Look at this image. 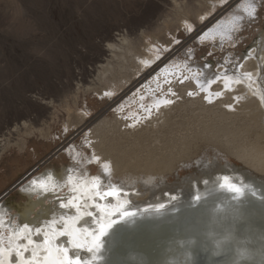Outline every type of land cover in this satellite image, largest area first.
I'll return each mask as SVG.
<instances>
[{
  "label": "bare ground",
  "instance_id": "bare-ground-1",
  "mask_svg": "<svg viewBox=\"0 0 264 264\" xmlns=\"http://www.w3.org/2000/svg\"><path fill=\"white\" fill-rule=\"evenodd\" d=\"M225 1L211 0L210 5L206 3L194 12L197 15H201L203 10L209 13L216 4ZM261 3L262 0H238L232 6L234 8L209 21H214L211 25L207 23L201 28L203 32L197 41L204 44L212 42L213 50L229 46L236 41L246 23L259 17ZM253 9L255 12L250 15ZM187 12L190 11L185 8L183 13L188 29L190 20L185 14ZM140 32L142 35L143 31ZM141 35L136 42L131 41L126 32L111 36L105 44L108 58H103L105 62L98 64L93 82L82 91L84 94L94 91L103 98L108 92L102 86L106 83V75L124 79L120 89L130 88L136 83H133V78L146 66L149 68L144 76H139L145 81L143 86L131 93L127 101L133 98L138 107L147 99L156 102L169 99L173 103L158 107L159 114H154L160 119L152 124L150 130L143 128L142 121L137 118L133 119L135 123H128L121 120L122 117L116 120L115 116L113 119L116 121L109 122L100 114L83 138L82 145L94 151L91 156L77 157L78 150L72 145L65 150L70 157L74 156L72 163L44 166L18 182L14 189L22 200L1 196L0 220L3 224L0 225V233L4 236L5 245L9 230L19 232L25 224L31 229V238L37 243L42 242L45 231L51 234V221H57V230L65 228L62 216H80L75 227L95 231L97 225L94 220L109 217L93 204L119 205L126 202L124 210L137 215L118 221L108 229L101 238L98 264H264V28L243 55L238 58L232 54L224 58V62L231 64L234 60L237 65V71L228 72L233 77L230 89H225L223 79L211 86L207 83L224 71L221 66L216 71L202 64L198 67L186 65L180 68L181 65H177L171 68L165 65L159 68L168 57L158 53L155 45L152 49ZM163 41L171 40L165 38ZM123 54L128 65L121 61ZM244 73H250L251 78L244 77ZM149 74L152 77L146 79ZM236 75L241 77L239 84L235 83ZM197 80L209 87L212 103L204 100L205 93L197 87ZM80 87L78 84V89ZM169 89L174 95L169 93ZM188 92L194 95L189 96ZM216 92L222 95L216 97ZM76 99L77 94L73 98L75 104ZM66 112L67 126L81 128L86 112L67 107ZM27 123L23 121L10 129L8 136L1 135L0 157L9 146L25 149V137H31L35 131L48 138L49 127L45 130V127H29ZM122 124L140 127L131 133L129 129L133 128H123ZM13 133L18 137L12 141ZM193 153L202 155L195 158L186 155L192 156ZM174 154L179 157L172 158ZM226 155L242 165H237ZM108 163L109 170L102 172ZM92 164L101 167L97 175L91 173L89 166ZM183 167L193 170L190 168L192 171L182 176L179 171ZM171 174L175 177L173 182L169 179ZM69 176L73 178L71 183ZM93 177L98 178L99 191L115 187L119 196L94 200L95 190H74L80 185L90 187ZM41 180L46 182L47 191L38 186ZM32 181H37V185ZM229 184L239 186L241 191L233 192ZM77 196L81 198L79 212L71 206L60 208V203L67 204ZM161 204L164 207L155 211ZM89 211L93 213L92 217L86 215ZM111 218L119 219V216ZM36 227L41 228L39 236L35 234ZM21 243L27 241L22 240ZM57 243L69 250L70 257L91 258L86 250L77 249L69 236L59 237ZM31 254L32 248L25 257L30 258ZM40 262L43 264L42 249ZM11 264H16L15 253Z\"/></svg>",
  "mask_w": 264,
  "mask_h": 264
},
{
  "label": "rangeland",
  "instance_id": "rangeland-1",
  "mask_svg": "<svg viewBox=\"0 0 264 264\" xmlns=\"http://www.w3.org/2000/svg\"><path fill=\"white\" fill-rule=\"evenodd\" d=\"M236 2L238 0H227L216 4L209 13L203 10L201 15H197L194 10L202 8L206 3L210 5L211 0H0V137L2 134L8 136L7 132L23 121L28 122L29 127H45V130L49 127L50 132L46 138L35 131L31 137H25V149L21 150L16 145L9 146L1 154L0 195L16 181L20 182L28 174L44 166L58 167L72 163L74 156L70 157L65 152L72 145L78 150L77 157L91 156L94 151L82 145L83 138L100 114L109 122L122 117L121 120L124 119L125 122L135 123L133 119L137 118L142 121L140 124L143 123L141 126L146 127L145 129L159 121L160 118L154 114L160 112L156 101L147 99L139 107L132 101L133 98L127 101L131 93L143 86L145 81L139 76L143 77L149 67H143L137 77L133 78V83H136L127 89V86L120 89L124 79L117 80L112 75H106V83L102 86L107 85L103 88L111 93L110 96L105 95L106 98H99L100 95L94 91L83 93L82 88L93 82L98 64L108 58L105 44L110 41L111 36L126 32L128 38L136 42L141 35L140 31H143L141 36L144 42L151 44L152 49L155 45L158 53L168 57L159 68L165 65L171 68L177 65H181L180 68L186 65L198 67L208 63L211 66L207 64V68L216 71L221 65L230 64L224 62L227 55L236 54L238 58L243 55L264 28L262 0L259 17L246 23L240 29L236 41L229 46L213 50L212 42L204 44L197 41L203 32L200 31L201 28L234 8L232 6ZM184 7L190 11L185 14L190 20L191 31L186 27ZM165 38L171 41H163ZM170 53L173 54L168 56ZM121 61L127 64L124 54ZM233 62L234 60L231 64H235ZM152 75L149 74L146 79ZM77 83L81 85L80 89ZM75 94L76 104L73 101ZM151 105L154 106L150 107ZM66 107L86 112L81 128L67 126ZM125 125L121 126L133 128L129 129L131 133L140 127ZM12 135V141L18 137L16 133ZM186 155L189 158L197 157L194 153L192 156ZM178 157L172 155V158ZM226 157L237 165H242L232 156ZM37 165L39 166L33 169ZM109 166L108 163L107 169H102V172L106 173ZM89 167L93 175L101 172L98 164ZM190 168L183 167L179 171L180 175L185 176L186 172L193 170ZM173 175L175 176L174 172ZM173 175L169 178L171 182L175 181ZM5 196L22 200L16 189Z\"/></svg>",
  "mask_w": 264,
  "mask_h": 264
},
{
  "label": "snow or ice",
  "instance_id": "snow-or-ice-1",
  "mask_svg": "<svg viewBox=\"0 0 264 264\" xmlns=\"http://www.w3.org/2000/svg\"><path fill=\"white\" fill-rule=\"evenodd\" d=\"M255 9L252 10L250 15L254 14ZM191 31V28H189ZM203 39V36L200 37ZM179 43V41H177ZM159 58V57H158ZM208 67V65H205ZM224 68V71L216 75L215 80H209L207 83L209 86L217 83L220 79L224 80V87L225 89H230V84L233 82V77L228 75L229 71H237V67L235 64H225L221 65ZM244 77L251 78L250 73H244ZM241 82V77L236 75L235 83L239 84ZM197 87L200 89L201 92L205 93L204 100L208 103H212V96L209 94V87L201 84L200 81H196ZM169 93H172V89L168 90ZM174 95V93H172ZM105 95H111V93H105ZM189 96H193V92H188ZM221 92H216L215 96H221ZM173 103L172 100L163 99L157 102V107L162 105H167ZM231 108V106H229ZM105 169H107V165H105ZM228 179L227 177L225 178ZM69 182L71 183L73 178L71 176L68 177ZM33 185H37V181H32ZM38 186L45 191L48 190L47 184L45 181L41 180ZM233 192L239 193L241 188L239 186H235L232 184L228 185ZM75 191H85L91 192L95 190V196L92 199L98 198L99 200H104L108 197H117L119 196V190L113 187L108 191L101 192L99 191V183L98 178L93 177V182L91 186L87 185H80L74 189ZM80 197H74L73 199L68 200L67 204L60 203V208H68L74 207L79 212L80 209ZM93 207L98 209L101 213H104L105 216L109 217L108 219H104L101 217L100 220H94L97 227L95 231H92L88 228L84 229H77L75 227V223L80 219V216L77 217H61L64 220L65 228L63 230H57L55 225L57 221H51V234L48 231L43 233L44 239L42 242L37 243L36 240L32 239L31 236V229L29 225L25 224L24 228L20 229L19 232H15L13 230H9V239L7 245L4 242V236L0 233V264H11L13 253H15L16 257V264H41L40 262V253L41 249L43 252V264H98L100 259L98 253L101 251V238L105 235V233L112 227L114 223L118 221L125 220L127 218H131L137 215L136 212L126 211L124 210L126 207V202H122L119 205H102L99 203L93 204ZM164 205H158L155 211H159L163 208ZM149 209H145L144 211H148ZM83 215V213H81ZM89 217L93 216L91 211L87 212L86 214ZM119 216V219H114L111 217ZM3 224V221L0 220V225ZM71 225V230H69V226ZM27 229V231H25ZM35 234L39 236L41 234V228L36 227ZM69 236L71 237V243L77 249H84L89 254H91L90 259L82 260L80 257H70L69 250L65 248L63 245L58 244L57 240L59 237ZM81 236H83V240H81ZM22 240H26L27 243H21ZM34 246V247H33ZM30 248H32V254L30 258L25 257V253H27Z\"/></svg>",
  "mask_w": 264,
  "mask_h": 264
},
{
  "label": "water",
  "instance_id": "water-1",
  "mask_svg": "<svg viewBox=\"0 0 264 264\" xmlns=\"http://www.w3.org/2000/svg\"><path fill=\"white\" fill-rule=\"evenodd\" d=\"M52 155H53V153H52L51 155H49L46 159H44L43 161H41L40 165L44 164V163L46 162V160H47L49 157H51ZM38 166H39V165L35 166L33 169L37 168ZM26 175H27V173H26L24 176H26ZM18 182H19V181H16L14 184H12L8 190H6L5 192H3V193L0 195V197H1V196H4V195H6V194H8L12 189H14V187L18 184ZM202 246H203V245H202ZM205 250H206V249H205ZM196 264H198V263H196Z\"/></svg>",
  "mask_w": 264,
  "mask_h": 264
}]
</instances>
